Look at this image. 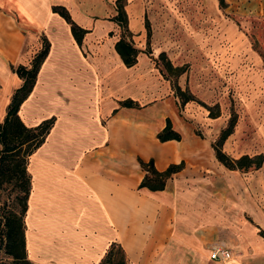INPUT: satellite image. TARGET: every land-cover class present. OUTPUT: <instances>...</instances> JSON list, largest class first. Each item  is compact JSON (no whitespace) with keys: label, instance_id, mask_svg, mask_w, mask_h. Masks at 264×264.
<instances>
[{"label":"crops","instance_id":"obj_1","mask_svg":"<svg viewBox=\"0 0 264 264\" xmlns=\"http://www.w3.org/2000/svg\"><path fill=\"white\" fill-rule=\"evenodd\" d=\"M117 1L0 0V123L24 82L15 68L29 64L42 37L51 42L19 110L28 126L56 117L28 163V259L32 264H100L115 244L124 249L127 264H264V163L247 171L230 169L218 160L215 139L180 119L168 99L141 104L160 94L145 76L157 67L148 54L165 53L174 66H184L187 60L179 56L187 54L214 61L229 52L218 39H236L233 55L246 63L236 68L229 61L224 81L233 78L248 117L258 124L255 143L238 126L223 149L234 158L264 157V0H244L239 10L234 0H225L223 8L220 0H121L129 38L143 42L135 45L141 51L133 66L115 48L122 34L112 19ZM55 5L65 6L89 30L81 46ZM233 12L243 15L244 30L231 18ZM126 99L139 104L120 105ZM168 119L182 134L180 140L158 138ZM140 158L153 159L160 171L183 166L163 189L152 190L141 186L146 170ZM215 246L230 249L232 258L213 259Z\"/></svg>","mask_w":264,"mask_h":264},{"label":"trees","instance_id":"obj_2","mask_svg":"<svg viewBox=\"0 0 264 264\" xmlns=\"http://www.w3.org/2000/svg\"><path fill=\"white\" fill-rule=\"evenodd\" d=\"M117 3L118 13L112 19L120 25L122 34L116 42L115 48L121 55L124 63L127 66H133L138 62V55L141 50L135 46L133 39L129 38L131 32L128 28V18L124 4L121 0H118ZM220 3L224 6L225 0H220ZM53 10L63 16L71 25L74 38L81 46L84 36L89 30L78 25L72 19L70 12L65 6L55 5L53 6ZM146 25L149 44L151 27L148 21ZM50 47V40L47 37H42L41 46L33 55L29 64H20L15 68V71L24 82L14 92L7 108L6 117L4 121L0 123V188L6 183L13 182L19 191L17 200L21 205L20 212L14 211L8 213L0 232V250L3 248L7 258L10 259L5 264H32L27 255L25 236V216L31 190V175L28 171V163L30 156L46 140L47 135L55 123L56 117L51 116L35 126H28L22 120L19 110L36 84L38 73L49 54ZM145 52L150 53L151 49L148 47ZM158 60H161L164 64V68L175 76L186 71V66H174L165 53H161ZM174 86L176 94L182 97L183 104L195 99L192 94H188L178 84ZM138 104V102L132 99L120 101V105L122 106H138ZM202 104L209 108L210 116L216 117L220 115V111L215 112L213 110L214 106ZM236 121L237 114L234 113L230 117L227 126L221 130L219 137L212 143L218 160L230 169L247 171L251 168L261 167L264 163L262 154L253 156L245 154L239 158H234L224 151V142L233 132ZM158 138L162 141L170 139L180 140L182 134L174 129L172 121L168 119L166 126L158 133ZM139 161L141 166L146 170L141 186H146L152 190L163 189L173 174L179 171L183 166V164H171L167 169L160 171L155 167L153 159L144 161L140 158ZM100 264H127L125 251L122 246L113 244Z\"/></svg>","mask_w":264,"mask_h":264},{"label":"rangeland","instance_id":"obj_3","mask_svg":"<svg viewBox=\"0 0 264 264\" xmlns=\"http://www.w3.org/2000/svg\"><path fill=\"white\" fill-rule=\"evenodd\" d=\"M242 1L244 0L232 1L233 3H236V7L233 8H237V10H239L237 4ZM255 1L256 0H253L254 3ZM224 5H226V7L228 6L226 3ZM260 6L261 5L258 4L256 9H260ZM221 8H223V6ZM230 15L235 23L238 24L240 29L244 30V28H246L243 26V23L240 22V17L243 15L234 12L232 14L230 13ZM253 30H251V33L254 32ZM41 41L42 38L40 39V42ZM133 41L136 46L143 47V42L141 39L136 37L133 38ZM156 42L157 41H155V43ZM218 42L220 47L228 48L227 50H229V52L227 55L223 56V54H217L214 57V61H209L207 55L187 54L184 56H179L180 60L184 58L187 61L184 63V66H186V71L178 76L171 74L164 68L162 61L157 59L159 55L148 54L154 64L157 62V67L153 70L147 71V75L145 76H151V88L157 89L160 94L148 98L149 100L144 99L141 104L145 105L149 102L152 103L154 101L168 99V101L172 103L173 110L176 112V114L183 116L180 117V119L182 118L185 121L191 123L194 128H196L197 132H200L203 137H206L211 141L213 139L216 140L219 137L218 134L220 129L222 125L225 124H223V122L225 121L228 124L230 120V118H228L229 115L231 114L232 116L235 113L238 115L235 129L238 126H241L242 129L248 131L245 136L247 135V137H249L248 140H251L249 143H255V139L252 138L255 135L254 129L257 127L258 120L248 117L242 92L240 91L239 87L236 86L231 80L233 78L231 77L230 79H227L228 81H224L229 77L227 76L229 74V68H227L228 62L230 61L232 65L238 68V64L246 63V58L242 61L239 59L238 55H233L237 51L236 39H234L231 43L226 42V40L223 41L222 39H218ZM153 45L154 43H150L151 47ZM255 46L262 48V45H260L257 41L255 42ZM223 60H225V62ZM158 64L162 67L161 72L159 71L161 67L159 68ZM162 70L164 72H162ZM233 73L234 72H232V74ZM176 84H178L188 94H192L195 99L187 101L185 104H183L182 97L176 94L174 86ZM246 89L252 88L247 87ZM202 103L207 104L208 106H214L213 110L215 112L220 111V114L222 113L221 117L219 119H212L209 117V108ZM18 193L19 191L13 182L6 183L2 188H0V232L3 227L5 217L8 215V213L14 211L20 212L21 210V205L17 200ZM9 260L10 259L7 258L6 254L4 253V249L1 248L0 264H5Z\"/></svg>","mask_w":264,"mask_h":264},{"label":"built area","instance_id":"obj_4","mask_svg":"<svg viewBox=\"0 0 264 264\" xmlns=\"http://www.w3.org/2000/svg\"><path fill=\"white\" fill-rule=\"evenodd\" d=\"M232 255L231 250L223 246H215L211 251V257L217 260H228Z\"/></svg>","mask_w":264,"mask_h":264}]
</instances>
